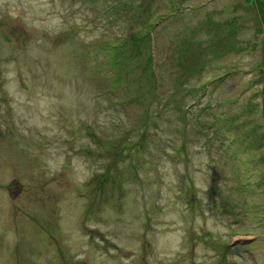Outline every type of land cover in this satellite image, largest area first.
<instances>
[{"label": "rangeland", "instance_id": "1", "mask_svg": "<svg viewBox=\"0 0 264 264\" xmlns=\"http://www.w3.org/2000/svg\"><path fill=\"white\" fill-rule=\"evenodd\" d=\"M0 264H264V0H0Z\"/></svg>", "mask_w": 264, "mask_h": 264}, {"label": "water", "instance_id": "2", "mask_svg": "<svg viewBox=\"0 0 264 264\" xmlns=\"http://www.w3.org/2000/svg\"><path fill=\"white\" fill-rule=\"evenodd\" d=\"M262 106H263V102H262ZM6 191L8 193V196L12 200H14L22 192V185L20 184V182L18 180H13L6 186Z\"/></svg>", "mask_w": 264, "mask_h": 264}]
</instances>
